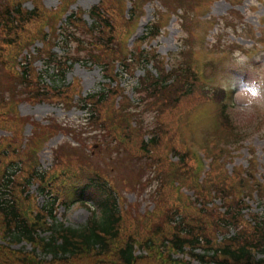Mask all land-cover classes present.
Masks as SVG:
<instances>
[{
	"label": "trees",
	"instance_id": "1",
	"mask_svg": "<svg viewBox=\"0 0 264 264\" xmlns=\"http://www.w3.org/2000/svg\"><path fill=\"white\" fill-rule=\"evenodd\" d=\"M0 1V80L9 82L0 83V129L13 132L0 138V264H190L191 260L204 264H264V259L255 258L264 254V231L260 230L264 229V217L259 227L252 218L255 214L249 213L250 219L243 214L249 209L251 192L255 190L260 197L264 185L253 177V160L247 169L239 167L227 174L225 158L231 157L230 148L244 139L228 124L227 91L201 79L197 53L192 47L193 28L200 22L197 13L215 0H159L152 6V18L144 32L130 47H125L124 41L134 21L140 18L142 11L137 12L143 3L154 0H129L127 14L125 0H101L87 11H69L64 21L59 17L75 0H63L62 5L51 10L39 6L40 0H33L36 13L22 8L24 0ZM13 1L18 3L11 6ZM192 13L197 22L194 26L186 24ZM167 16H177L184 22L188 33L185 42L192 45H185L184 61L176 64L172 63V53L167 59L151 45L161 36ZM208 24L213 26L214 21L209 19ZM25 30L26 40H20ZM63 36V47L76 45V57L64 54L69 67L66 60H61L63 56L53 51ZM37 39L43 47L33 61L46 60L53 73L66 75L82 54V60L100 69L105 80L100 90L81 95L75 89L76 83L65 85V79L54 85L45 82L40 87V72L27 57L16 71L17 58ZM6 51L7 63L3 61ZM10 69L16 71L14 75L5 76L3 72ZM138 69L144 72L137 78L130 98L120 78L123 74L133 78ZM13 85L25 91L15 93ZM22 100H50L83 112L87 126L99 131L93 139L99 149L88 150L96 157L103 153L111 161L119 162L122 156L145 160L153 180H157L156 192L151 196L152 210L140 214L134 203L125 205L117 190L136 192L144 182L148 186L152 180L142 182L137 189L127 184L119 187L114 179L116 189L90 156L62 153L63 149L55 147L50 166L41 169L35 155L38 142L48 140L51 132L64 135L66 130L50 121L41 128L43 134L23 137L25 122L15 109ZM207 105L216 113L211 120L213 137L201 146L211 161L200 179L201 168L190 151L191 139L185 136L184 128L188 115ZM140 107L156 114L155 129L145 130ZM36 127L37 123H33ZM225 148L228 149L224 151ZM222 155L226 157L220 162ZM33 184L49 207L36 203L38 195H25ZM87 192L96 196V208L84 225L73 228L56 220L52 213L56 203L65 208L76 203L85 207L83 197ZM215 198L221 203L214 204ZM47 219H51L50 226ZM42 232L49 234L41 237ZM22 242L30 244L32 250L12 248ZM36 249L50 259H40ZM196 250L201 253L196 254ZM178 254L182 258H174Z\"/></svg>",
	"mask_w": 264,
	"mask_h": 264
},
{
	"label": "rangeland",
	"instance_id": "2",
	"mask_svg": "<svg viewBox=\"0 0 264 264\" xmlns=\"http://www.w3.org/2000/svg\"><path fill=\"white\" fill-rule=\"evenodd\" d=\"M101 0H75L71 6L67 8L65 12V17L68 16L69 11H75L77 8H81L84 11L89 10L92 6L97 5ZM129 3V0H127ZM1 2V1H0ZM18 1H13L11 6L16 5ZM159 3V0L147 1L143 3L142 13L138 22L137 29L139 30V35L141 36L144 32L146 23L151 20L153 8L152 6ZM63 4V0H40L39 6L47 8H57ZM141 4V3H140ZM209 8L201 9L197 13V18L199 19V24L197 29L193 28L195 36L199 35V38L193 39V46L197 52L198 61H203L205 59L212 58L215 60L214 75L217 76L214 85H219L227 88L231 104L229 108L225 110V114L228 116V124L232 129L241 135L240 141L237 145L232 146L230 149L231 157L226 158L224 163V168L227 174L232 173L236 168L241 167L242 169H247L249 163L252 159L251 151L254 154V165L256 169H259L260 173L256 172V176L262 178L260 182L264 183V112H256L252 114L249 118H244V111L239 107L241 94H236L240 87L243 86V81H248L256 77H264V57L262 62L258 66H254L253 62V52L254 50L263 49L264 47V0H240L235 3L233 0H215ZM125 11H129L130 3L125 4ZM36 5L33 0H24L22 2V8L37 12ZM139 10L137 13L140 14ZM195 14L192 13L190 21L186 24L191 23L193 26L197 24L194 18ZM1 17V15H0ZM64 17V18H65ZM214 21V26H210L203 21V19H208ZM85 19L88 23L90 20L85 15ZM202 20V21H201ZM136 21V22H137ZM135 22V21H134ZM184 22L181 21L177 16L176 19L173 16H167L164 21V29L162 30L161 36L155 40L151 45L156 49L157 53L163 57L169 59V55L172 53V63L176 64L183 60L182 49L192 46L187 44L186 38L188 33L185 31ZM0 39L2 36V26L0 24ZM27 30L25 34L20 38V40H26ZM262 35L261 38L258 37ZM64 36L60 38L58 46H56L53 51L59 56H63L61 60H66L69 67L70 61L64 56L65 53H72L76 57L75 47L76 45H67L66 49L63 47ZM18 40L15 45L20 41ZM37 42L31 43L27 46L26 56L21 60H17L20 66L21 61L26 57L29 61H33L35 55V50L41 47V41L39 39ZM202 42H210V45L202 46ZM15 45L13 46L15 48ZM210 46V49H209ZM253 49L249 54H244L246 50ZM202 50V51H200ZM29 53V54H28ZM10 53L9 55H11ZM7 51L3 55V61L7 63L6 59ZM18 59V58H17ZM78 60L73 66H71L66 75H61L53 73V70L49 68L48 62L36 60L33 61V67L40 72L41 85L46 82L48 84H53L56 81L65 79V85L72 86L76 83L77 92L81 95H86L87 93H92L94 91H99L102 87V83L105 82L100 69L97 66H92L90 63L82 60V54H80ZM242 60L243 63H238ZM221 61V62H220ZM53 65V64H50ZM54 66V65H53ZM117 68V67H116ZM1 69V66H0ZM49 70V71H48ZM19 72V69L17 70ZM16 71H4L3 74L6 76L8 74H14ZM143 70L138 69L133 78H128L126 75H122L120 78V84L127 88L128 96L131 98L133 96V87L136 85V80L138 77L143 75ZM152 73L156 74L155 71ZM213 75V76H214ZM54 82V83H53ZM0 83H9L8 80H0ZM107 83V80H106ZM14 86V85H13ZM15 87V93L20 91H25L21 87ZM7 97V94H5ZM76 98V96H75ZM210 110H204L198 107L195 111L188 115V121L184 128V134L191 137L192 144L191 148L193 150H200L201 144L210 140L213 137L212 126L207 122L209 120V115L212 114V108L207 106ZM16 114L18 118L23 119L25 124L21 129V135L23 137L38 136L44 132L41 130L42 127L50 124V121H54L64 130V135L57 132L50 134L49 140H41L38 143H42L39 148H36V156L39 157V162L41 169H46L50 166L53 156L52 150L55 147H60L64 151L71 152V154L80 155L82 158L90 156L91 162L100 170L105 172L110 178L113 185L116 187L114 179L117 181V185L120 187L126 184L130 187L134 186L139 189L142 182L147 180H152L147 186L145 182L143 187L139 191H124L120 189L119 195L125 199V205L129 206L134 203L136 205V210L142 214L145 211H151L153 208V201L151 196L156 192L157 180H153V174L151 169L145 163V160L132 159L129 156H122L120 161L108 160L107 156L103 153L99 157L94 155V152H89V147L93 148L94 151L99 149V145L95 144L93 139L99 135V131H95L87 126L85 114L76 108L66 109L65 106L57 104L55 102H50V100H44L39 103H32L25 100L19 102L16 106ZM138 110L142 113V124L145 130L150 131L156 127V114L153 112L143 111L140 107ZM37 123V127L33 128V123ZM184 126V125H183ZM13 132L8 130L0 129V138L5 136H10ZM82 141V143H78ZM211 146V144H207ZM103 148V146H100ZM228 148H225L226 151ZM59 154L56 153L54 155ZM113 154V152H112ZM114 156V154H113ZM226 155H222L220 162L224 160ZM141 160V161H139ZM210 161V159H208ZM261 165L262 167L258 166ZM216 165V163L214 164ZM262 176V177H261ZM264 187V186H263ZM185 194L191 195L192 193L188 190H184ZM248 193V190H246ZM38 195L37 185H31L25 192V195L29 194ZM255 190L251 192L250 199L247 200L249 204V209L244 210L243 214L245 218L250 219V214H255L254 217L257 225L264 217V188L261 189L260 197L254 196ZM96 198L95 195L91 193H86L83 199L86 201L87 206L82 207L80 204H73L69 208H65V205L54 206L53 215L56 217L58 222H62L64 226H69L73 228L80 227L84 225L91 215V211L96 208L93 200ZM36 203L40 206L49 207V204L44 200V197L38 195ZM214 204H220L221 200L215 198L213 200ZM211 203H209V206ZM49 226L51 225V219H47ZM254 224V223H253ZM260 227V226H259ZM231 230V229H230ZM264 231V229L260 228ZM235 231V229H232ZM230 231V234L234 232ZM46 232L40 233L41 237L47 236ZM9 240V238H7ZM1 243V242H0ZM12 244V243H11ZM12 248L23 250L29 252L32 250V246L26 242L18 243L17 245H12ZM196 254H200L199 250L195 251ZM36 254L40 259L48 260L49 255L40 253L36 249ZM174 258H182V255H175ZM256 260L264 259V254H257L255 256ZM190 264H204L198 260H191Z\"/></svg>",
	"mask_w": 264,
	"mask_h": 264
},
{
	"label": "clouds",
	"instance_id": "3",
	"mask_svg": "<svg viewBox=\"0 0 264 264\" xmlns=\"http://www.w3.org/2000/svg\"><path fill=\"white\" fill-rule=\"evenodd\" d=\"M238 63H243L242 60ZM236 94L241 96L239 107L244 111V118H249L256 112H264V77L252 78L242 82Z\"/></svg>",
	"mask_w": 264,
	"mask_h": 264
}]
</instances>
